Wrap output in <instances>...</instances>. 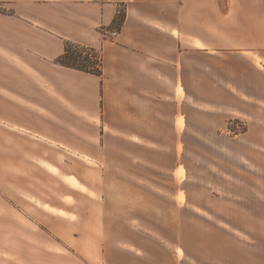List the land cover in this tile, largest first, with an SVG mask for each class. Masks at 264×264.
Listing matches in <instances>:
<instances>
[{
	"label": "crops",
	"instance_id": "1",
	"mask_svg": "<svg viewBox=\"0 0 264 264\" xmlns=\"http://www.w3.org/2000/svg\"><path fill=\"white\" fill-rule=\"evenodd\" d=\"M68 42L101 54V77L57 64ZM0 131L23 180L0 184V264H233L241 231H222L225 262L192 259L181 228L139 227L138 191L170 179L181 213L205 187L188 143L231 187L235 159L264 163V0H0ZM241 234V264H264V231Z\"/></svg>",
	"mask_w": 264,
	"mask_h": 264
},
{
	"label": "rangeland",
	"instance_id": "2",
	"mask_svg": "<svg viewBox=\"0 0 264 264\" xmlns=\"http://www.w3.org/2000/svg\"><path fill=\"white\" fill-rule=\"evenodd\" d=\"M111 30L114 29L110 26L105 31L107 37L110 39L114 38L109 33ZM117 30L120 32L119 28ZM95 52L98 51L95 49ZM100 57L102 61L101 54ZM231 121H233L232 124H230ZM230 122L229 127L232 126L234 129L232 132L229 129L230 136L234 137L242 134L247 129L245 122L238 118L231 119ZM23 145V141L17 140L13 143L12 147L17 149ZM188 145L190 149L196 148L202 151L201 161L203 165L198 176L205 182L203 184L205 187L181 191L180 213L174 211L171 205L172 200L170 197L176 192L175 185L171 184V180L159 177L160 175L157 173L142 175L143 178H147L154 182V184H162V186H167L166 188L168 189L138 191L139 197L142 198V200L139 199V217L142 216L145 219H149L139 222V227L153 230L181 228V247L187 248L188 254L193 256V258H190L194 259L198 257L201 258L200 261L205 263L211 259L214 262H225V247L230 238L226 237V234H223L222 231H264V189L258 190L256 188L258 184L262 185L264 183L263 158L254 151H246L244 155L247 157V160L235 159L233 165V187H231L229 183L231 176L230 178H225L224 176L226 171L231 170V167L225 163V160H223L221 167L218 168V158L215 154L209 153V149L205 151L206 147H198L197 143H188ZM5 149L7 150L8 146L6 145L4 148L0 141V184L10 180L17 185L21 181L18 180V159L16 157L3 156L5 155L3 152ZM189 161L193 164V158L189 159ZM217 172L222 173L217 174ZM190 177H193V175L190 174ZM207 185L209 187H206ZM126 192L128 193V191ZM161 192H165L168 195L167 197L170 201L168 205L166 197L162 194H157ZM110 197L113 198V194H110ZM191 200L194 201V206H192ZM11 212L15 213L13 209ZM168 214H170L173 220L166 221L164 219ZM178 216L181 219L179 222L177 220ZM241 232L236 234L238 236L233 239V264H241L242 262ZM211 245H217L218 249L211 248ZM230 251L228 250L227 252ZM181 254L182 259L186 257L182 249ZM186 260V264H188V261H191L189 259Z\"/></svg>",
	"mask_w": 264,
	"mask_h": 264
},
{
	"label": "trees",
	"instance_id": "3",
	"mask_svg": "<svg viewBox=\"0 0 264 264\" xmlns=\"http://www.w3.org/2000/svg\"><path fill=\"white\" fill-rule=\"evenodd\" d=\"M125 20V11L119 10L111 26L112 29H121ZM100 54L95 49L79 44L66 43L64 54L58 58L57 64L60 66L79 70L95 76H102V61ZM233 121L230 122L232 124ZM232 132L234 129L229 127Z\"/></svg>",
	"mask_w": 264,
	"mask_h": 264
},
{
	"label": "built area",
	"instance_id": "4",
	"mask_svg": "<svg viewBox=\"0 0 264 264\" xmlns=\"http://www.w3.org/2000/svg\"><path fill=\"white\" fill-rule=\"evenodd\" d=\"M110 35L112 36V37H117V35L119 34V31L117 30V29H114V30H111L110 32Z\"/></svg>",
	"mask_w": 264,
	"mask_h": 264
}]
</instances>
